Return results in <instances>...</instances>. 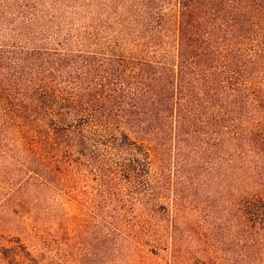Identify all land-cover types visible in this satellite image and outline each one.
<instances>
[{"label": "trees", "instance_id": "16d2710c", "mask_svg": "<svg viewBox=\"0 0 264 264\" xmlns=\"http://www.w3.org/2000/svg\"><path fill=\"white\" fill-rule=\"evenodd\" d=\"M36 135L70 173L168 196L170 264L210 251L189 244L209 185L226 200V264H264V0H0V158L12 146L31 164ZM1 199L20 212L15 188ZM134 229L113 225L105 245L145 264ZM42 261L0 237V264Z\"/></svg>", "mask_w": 264, "mask_h": 264}, {"label": "rangeland", "instance_id": "374dc122", "mask_svg": "<svg viewBox=\"0 0 264 264\" xmlns=\"http://www.w3.org/2000/svg\"><path fill=\"white\" fill-rule=\"evenodd\" d=\"M8 1L49 7L59 0ZM34 142L31 164L30 153L12 146V156L0 158V169L9 176L0 189L1 201L12 188L23 198L18 214L12 210L0 214V237L20 240L41 255L44 264H135L127 248L115 252L105 245L114 239L113 225L121 233L134 227L149 255L145 264H170L168 229L173 206L168 196L148 199L140 191L132 192L139 189H134L135 182L116 184L101 178L91 166L70 173L64 162H54L55 155L63 161L64 152L48 135H36ZM34 170L49 181H39ZM137 187L142 189L141 184ZM213 187L200 189L191 224L195 233L190 243L187 240V244L210 250L199 255V264H226L228 258L226 200L216 196Z\"/></svg>", "mask_w": 264, "mask_h": 264}]
</instances>
